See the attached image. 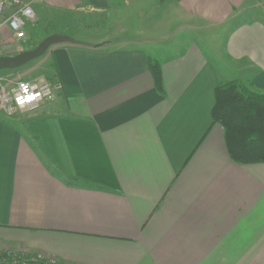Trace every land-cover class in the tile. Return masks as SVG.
Masks as SVG:
<instances>
[{
	"label": "crops",
	"instance_id": "1",
	"mask_svg": "<svg viewBox=\"0 0 264 264\" xmlns=\"http://www.w3.org/2000/svg\"><path fill=\"white\" fill-rule=\"evenodd\" d=\"M28 1L25 42L70 41L39 64L55 100L0 116V243L56 264H264V163L232 160L212 118L218 82L264 90V1ZM18 42L5 26L0 56Z\"/></svg>",
	"mask_w": 264,
	"mask_h": 264
},
{
	"label": "trees",
	"instance_id": "2",
	"mask_svg": "<svg viewBox=\"0 0 264 264\" xmlns=\"http://www.w3.org/2000/svg\"><path fill=\"white\" fill-rule=\"evenodd\" d=\"M157 89L163 90L160 66L149 63ZM214 123L225 129L228 153L240 164L264 163V90L235 79L218 82L214 89Z\"/></svg>",
	"mask_w": 264,
	"mask_h": 264
},
{
	"label": "built area",
	"instance_id": "3",
	"mask_svg": "<svg viewBox=\"0 0 264 264\" xmlns=\"http://www.w3.org/2000/svg\"><path fill=\"white\" fill-rule=\"evenodd\" d=\"M10 8L11 11L8 12ZM34 18L35 13L30 1L0 0V32L6 26L13 37L24 40L26 26ZM61 88L58 79L44 76L18 81L9 90L0 92L1 112L12 116L18 110L36 109L43 103L54 101ZM47 259L51 264L56 263L55 260Z\"/></svg>",
	"mask_w": 264,
	"mask_h": 264
},
{
	"label": "rangeland",
	"instance_id": "4",
	"mask_svg": "<svg viewBox=\"0 0 264 264\" xmlns=\"http://www.w3.org/2000/svg\"><path fill=\"white\" fill-rule=\"evenodd\" d=\"M263 1L264 0H256V6ZM256 10H258V12H256L257 17L262 18L264 20V10H261V8L259 10L258 7H256ZM97 30L99 29L97 28ZM18 43L19 45L18 47H16V49H14L13 51L10 50L11 52L9 51H5V52L12 53V54H8L10 56H15L23 51H28L38 46L36 44L35 46L31 45L30 43L25 42V40H19ZM0 52H3V51H0ZM42 58L43 57H40L35 60H31L18 68L1 70L0 71V92L2 90L4 91L9 90L18 81L31 80V79L43 76L42 70L44 67L41 65L39 66ZM28 111H32V110H29V109L18 110L12 116L0 113V116L3 118L5 117L22 118L26 113H28ZM0 112H1V109H0ZM47 258L48 257H44L42 254H36V255L31 254L26 251H22L21 249L11 247L8 244L0 243V264H51V262L47 261L48 260Z\"/></svg>",
	"mask_w": 264,
	"mask_h": 264
},
{
	"label": "water",
	"instance_id": "5",
	"mask_svg": "<svg viewBox=\"0 0 264 264\" xmlns=\"http://www.w3.org/2000/svg\"><path fill=\"white\" fill-rule=\"evenodd\" d=\"M70 41L68 37L52 35L42 40L34 49L23 51L15 56H0V71L18 68L31 60L42 57L48 49L58 43Z\"/></svg>",
	"mask_w": 264,
	"mask_h": 264
}]
</instances>
